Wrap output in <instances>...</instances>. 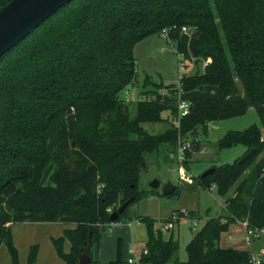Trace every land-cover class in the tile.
I'll list each match as a JSON object with an SVG mask.
<instances>
[{"label":"trees","instance_id":"16d2710c","mask_svg":"<svg viewBox=\"0 0 264 264\" xmlns=\"http://www.w3.org/2000/svg\"><path fill=\"white\" fill-rule=\"evenodd\" d=\"M164 30L178 54L205 66L183 76L170 95L139 100L132 116L121 93L137 78L134 47ZM206 86L219 96L190 100L178 127L171 123L158 135L143 130L142 123L162 119L165 111L178 116L181 92ZM251 108L264 126V0H74L0 60V247L8 246L11 264H20L12 225L74 224L53 240L55 249L63 264H78L90 241L93 264L92 249L107 226L127 219L143 198L146 154L164 145L175 150L188 139L200 147V130ZM262 134L254 125L219 141V149L242 144L256 154L198 177L204 189L215 184L223 197L235 190L225 201L226 214L210 217L194 234L187 261L178 258L179 240L157 238L153 220L139 218L147 229V262L250 263L251 251L223 248L221 238L236 222L264 228V159L238 183L264 153ZM131 199L113 222L111 214ZM36 258L33 247L28 264ZM110 264H122L120 253Z\"/></svg>","mask_w":264,"mask_h":264},{"label":"rangeland","instance_id":"374dc122","mask_svg":"<svg viewBox=\"0 0 264 264\" xmlns=\"http://www.w3.org/2000/svg\"><path fill=\"white\" fill-rule=\"evenodd\" d=\"M9 2L10 0H0V9ZM184 32L190 34L192 29L185 28ZM134 57L137 64L136 81L121 93V99L129 106L132 116L137 112L139 100L152 101L158 95H170L171 89L181 87L183 76H192L202 72L205 66L204 61L195 64V61L192 63L178 54L176 43L169 41L161 34L138 42L134 47ZM218 96L219 92L216 87L206 86L199 91L181 92L179 99L189 102L194 98H217ZM176 117L169 111H165L162 113V119L142 123L143 130L150 135L161 134L170 129ZM254 125L262 131L264 138V126L257 108H251L239 117L211 122L206 133L203 130L199 131L198 139L202 143L200 147L195 146L191 139L181 145L186 144L187 147L183 162L179 161L181 148L179 145L175 150L164 145L157 151L146 154L145 166L139 179V188L143 193V198L129 210L127 219L112 224V227L107 226L102 233V254L98 256L97 264H109L113 258L117 259L119 253L122 264H126L132 248L139 252L146 247L147 229L145 224L140 222L141 217H149L153 220V232L157 238L169 240L173 236L175 240H179L178 258L180 261H187V246L194 234L210 217H222L226 214L225 201L233 196L235 190L232 189L226 197H223L218 193L215 184L204 189L199 184L198 177L210 168L233 164L247 154L248 148L242 144H236L228 149H219L218 143L228 132H244ZM263 159L264 153L259 155L243 172L238 183L247 177ZM185 162L189 165L187 170L184 166ZM154 181L160 183L157 189L151 186ZM168 183L176 187V192L170 196L163 194V188ZM210 188L213 190L210 191ZM182 210L187 211L189 215L182 217L174 223L170 231H167L165 227L173 213ZM129 222L132 227L131 229L125 227L124 239H118L116 235L110 236V233L116 229L114 225H125ZM73 227V224L59 222L12 225L13 244L18 251L20 264H28L33 247L37 248V258L34 264H63L53 240L64 237L65 231ZM119 243H121L120 247ZM221 246L251 251L252 255L259 256L264 264V237L248 242L246 229L241 222L233 223L222 235ZM69 251V241L65 240L64 252ZM0 264H11V255L6 245L0 247Z\"/></svg>","mask_w":264,"mask_h":264},{"label":"water","instance_id":"95a60500","mask_svg":"<svg viewBox=\"0 0 264 264\" xmlns=\"http://www.w3.org/2000/svg\"><path fill=\"white\" fill-rule=\"evenodd\" d=\"M74 0H11L0 10V60L25 40L32 32L53 17L58 11L72 3ZM256 154L249 151L240 160L243 164L251 160ZM215 167L208 169L201 176L211 175ZM160 183L154 181L152 188L157 189ZM176 192V187L168 183L163 188V194L170 196ZM133 199L121 205L111 214V220L117 221L130 205ZM82 254L78 264H92L90 241L81 248Z\"/></svg>","mask_w":264,"mask_h":264},{"label":"built area","instance_id":"2783aa9c","mask_svg":"<svg viewBox=\"0 0 264 264\" xmlns=\"http://www.w3.org/2000/svg\"><path fill=\"white\" fill-rule=\"evenodd\" d=\"M164 38H167L168 32L164 30L161 34ZM190 109V103L187 101H183L181 99L178 100V116L173 120V124L175 126L180 125V120L182 117H185L189 114ZM264 139V138H263ZM187 149L186 144L181 146L179 150V161L183 162L185 160V150ZM263 174H264V168H263ZM213 188H210V191H212ZM189 214L187 211L182 210L179 212L173 213L171 220L166 225V230L170 231L174 223L178 222L182 217H187ZM243 226L246 229V239L248 242H253L255 240L261 239L264 237V228L259 229H253L250 227L248 221L241 222ZM194 225H197V222H194ZM149 256V250L147 247L143 248L141 251H136V249L132 248L130 251V257L127 260L126 264H151L146 261V257ZM250 264H263L261 258L258 256H253L250 259Z\"/></svg>","mask_w":264,"mask_h":264},{"label":"crops","instance_id":"0c3cea01","mask_svg":"<svg viewBox=\"0 0 264 264\" xmlns=\"http://www.w3.org/2000/svg\"><path fill=\"white\" fill-rule=\"evenodd\" d=\"M203 68H204V67H203ZM125 225H126V226H125ZM125 225H114V227H116V229L110 233V236L116 235L117 237H119L118 239H124V237H125V232H124L125 227H128V228H130V229H131V227H132L131 222H129L128 224H125ZM73 226L75 227L74 224H73ZM112 226H113L112 224L109 225V227H112ZM74 227H73V228H74ZM101 238H102V237H101ZM69 247L71 248V244H70V242H69ZM96 247H97V250H96ZM94 248H95V249H94ZM94 248L92 249V256H93V261H94L93 264H97V263H98V261H97L98 256L102 254L101 240H100L99 245H98V246H95ZM95 250H96V251H95ZM115 260H116V259L113 258V259L110 261V263L113 262V261H115ZM110 263H109V264H110Z\"/></svg>","mask_w":264,"mask_h":264}]
</instances>
